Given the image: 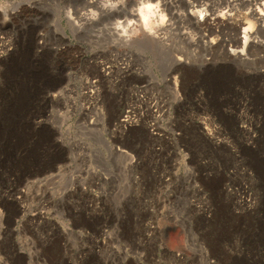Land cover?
Here are the masks:
<instances>
[{"label":"rangeland","instance_id":"374dc122","mask_svg":"<svg viewBox=\"0 0 264 264\" xmlns=\"http://www.w3.org/2000/svg\"><path fill=\"white\" fill-rule=\"evenodd\" d=\"M138 3L0 0V264H264V0Z\"/></svg>","mask_w":264,"mask_h":264},{"label":"bare ground","instance_id":"6f19581e","mask_svg":"<svg viewBox=\"0 0 264 264\" xmlns=\"http://www.w3.org/2000/svg\"><path fill=\"white\" fill-rule=\"evenodd\" d=\"M93 1V0H92ZM228 1V0H227ZM230 2V1H229ZM165 4V3H164ZM250 5V4H249ZM257 9H258V11H260V16L262 17L261 18V20H262V22H261V25H260V29L263 31V28H264V15L262 14V11H261V9H259L258 7H257ZM135 11V10H134ZM154 13H155V11H154ZM147 14V13H146ZM136 16H137V14H136ZM66 19H67V22H68V24H70V25H72V26H75V22L71 19V15H70V12L68 11L67 12V15H66ZM137 19V20H136ZM135 20L136 21H139L140 22V25H144V26H142V27H146V25L147 24H145V23H143L141 20H140V17L138 16L137 18H136ZM260 20V21H261ZM79 26V25H78ZM80 27H81V25L79 26V29H80ZM78 28V27H77ZM250 28H251V26H250V24L247 26V27H245V28H243V31L241 32V35H240V39H239V41L241 42V47L239 48V49H236V48H233V49H231L230 50V53L229 54H233V55H235V57L237 56V58H239L240 59V61L243 59V57H245V56H243V54H245L244 52L245 51H247L246 49H247V47H249V45L251 46V45H258L259 47L260 46H262V45H264V41H262V40H259L258 39V37L256 36V35H254L253 36V34H248V32H249V30H250ZM261 32V31H260ZM264 39V38H263ZM141 40V39H140ZM150 40H152V39H150ZM159 41V40H158ZM158 41L156 42V44H155V46H156V49H157V53H159L158 54V56H160L161 58H162V56H167L168 57V59H169V61L171 60H175V57L174 56H172L171 54H170V51H169V49H167V48H165V47H163V45L161 44V43H158ZM137 42H139V41H137ZM191 42V41H190ZM150 42H149V40H148V38H146V35H145V37H143L142 38V41L140 42V46H142L144 49L146 48V47H148L150 44H149ZM225 44V43H224ZM173 47V46H172ZM173 49H174V47H173ZM172 52H173V50H172ZM229 52V51H228ZM159 57V58H160ZM177 60V59H176ZM239 67V66H238ZM241 68V67H240ZM5 219H6V217L4 216V215H2L1 213H0V237L2 236V235H4L5 237H7L8 235H9V229H8V227H5V226H3L4 224H2L3 223V221H5ZM209 222V221H208ZM241 224V223H240ZM245 224V223H244ZM239 226V225H238ZM248 226V225H247ZM245 227V226H244ZM252 227V226H251ZM250 228V227H249ZM248 228V229H249ZM237 229H238V227H237ZM244 229V228H243ZM239 230V229H238ZM240 231H241V229H240ZM237 233H239V232H237ZM72 233H70V235H71ZM242 234V233H241ZM73 235V234H72ZM241 236V235H240ZM242 237V236H241Z\"/></svg>","mask_w":264,"mask_h":264},{"label":"clouds","instance_id":"9594fccd","mask_svg":"<svg viewBox=\"0 0 264 264\" xmlns=\"http://www.w3.org/2000/svg\"><path fill=\"white\" fill-rule=\"evenodd\" d=\"M122 2L123 0H104L103 6L115 9L118 4ZM153 10H155V15L158 17V19L156 20L157 24H163L164 22H166L167 16L160 10V0H156L155 3H153L152 0H139V3L135 8L136 14L145 24L149 23L150 14L153 13ZM133 23H135V21H129L128 24L125 25L124 21L117 20L114 27L122 38L130 39L131 37L128 29Z\"/></svg>","mask_w":264,"mask_h":264}]
</instances>
